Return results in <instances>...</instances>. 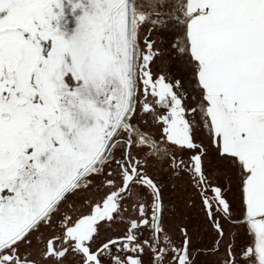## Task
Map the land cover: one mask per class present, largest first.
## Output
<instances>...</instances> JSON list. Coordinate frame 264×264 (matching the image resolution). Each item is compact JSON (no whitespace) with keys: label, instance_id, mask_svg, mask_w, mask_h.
I'll return each instance as SVG.
<instances>
[{"label":"snow or ice","instance_id":"1","mask_svg":"<svg viewBox=\"0 0 264 264\" xmlns=\"http://www.w3.org/2000/svg\"><path fill=\"white\" fill-rule=\"evenodd\" d=\"M0 264H264V0H0Z\"/></svg>","mask_w":264,"mask_h":264},{"label":"flooded vegetation","instance_id":"2","mask_svg":"<svg viewBox=\"0 0 264 264\" xmlns=\"http://www.w3.org/2000/svg\"><path fill=\"white\" fill-rule=\"evenodd\" d=\"M67 11V9H66ZM77 15H81L82 12L80 10H77ZM75 25L73 24V28ZM153 38L158 40V47H162L165 49L166 56H165V61L167 60V49L165 47L164 43H160L163 39L161 38V35L153 34ZM157 65L160 68H163V63L162 61L158 60ZM155 70V69H154ZM155 131V129H153ZM150 171H155V169H150ZM99 183V181H97ZM103 195V192H85L81 193L79 197H75L74 199L80 200L83 199L84 197L88 196H101ZM166 199L169 200L170 202V208L174 206V214L170 217L169 223L172 226H175L177 223H188L189 225L192 226L193 230H198L200 233V239H208L207 236H205V232L208 231L207 226L202 223V216L199 214L198 207L197 206H188L186 205L185 201L188 200V195L187 194H180L179 196L172 192V191H166ZM194 199V198H193ZM198 203V202H197ZM124 227L123 224H117L114 225L112 228V232H119L122 228ZM109 234H112L111 232ZM238 242L243 243L244 238L242 235L238 236Z\"/></svg>","mask_w":264,"mask_h":264},{"label":"rangeland","instance_id":"3","mask_svg":"<svg viewBox=\"0 0 264 264\" xmlns=\"http://www.w3.org/2000/svg\"><path fill=\"white\" fill-rule=\"evenodd\" d=\"M161 38L163 39V43L165 44V47L167 49V52L170 53L171 52V49L169 48V41L171 40V36L170 35H167V34H162L161 35ZM173 56L175 55L174 53H171Z\"/></svg>","mask_w":264,"mask_h":264}]
</instances>
